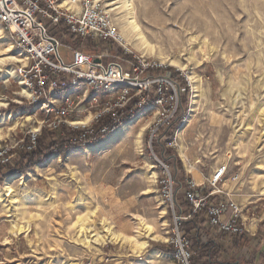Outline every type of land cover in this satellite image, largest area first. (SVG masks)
<instances>
[{
    "label": "rangeland",
    "instance_id": "374dc122",
    "mask_svg": "<svg viewBox=\"0 0 264 264\" xmlns=\"http://www.w3.org/2000/svg\"><path fill=\"white\" fill-rule=\"evenodd\" d=\"M134 2L138 21L150 40L166 56L180 59L186 67L180 70L166 64V70L175 68L191 87L187 75L195 73L202 78L205 89L201 105L184 128L191 106V87L186 110L179 105L177 125L167 147L172 153H167L165 162L175 165L176 157L180 176L185 171L194 177L193 173L199 171L206 178L228 161L230 175H238L235 197L243 205L245 215L259 220L256 235H247L237 243L215 234L205 224L199 225L201 244L214 239L224 249L223 263L219 264H264V195L252 190L264 180V166L258 167L264 161V116L255 115L258 108L264 109V0ZM5 32L6 38L0 40V58L20 71L25 64L8 57L23 59L24 55L15 45L12 52L7 51L13 41ZM65 41L74 45L71 38ZM87 43L80 41L79 46H74L84 49ZM94 45L88 49L90 52L107 47L99 42ZM108 47L117 53L114 44ZM227 87L229 92L224 94ZM18 92L21 88L17 80L0 81V102L5 99L7 103L0 113L14 116V120L1 124L2 162L6 159L1 155L22 146L24 138H30L32 126L38 128V121L43 118L39 105L26 100L21 103ZM240 109L243 114L237 118ZM28 116L32 120L26 121ZM153 118L152 112L137 118L125 135L108 148L72 153L97 142L71 147L64 155L51 154L25 172L4 178L0 183L4 194L0 198V264H173L169 243L171 213L162 183L163 146L156 138L151 143L155 153L149 146ZM248 122L251 129L244 133ZM145 126L148 127L140 152L134 142ZM235 128L243 134L239 145L234 143ZM181 145L186 148V159ZM147 161L158 172L154 188L149 187V178L141 170ZM6 181L12 192L6 191ZM186 206L188 213L190 207ZM83 216L87 220L81 229L78 218ZM141 220L152 224L167 241L151 239L147 248L138 252L130 241L101 244L96 240L98 234H103L104 222L135 238ZM15 224L27 225L28 230L16 232L12 229ZM156 251H162V255Z\"/></svg>",
    "mask_w": 264,
    "mask_h": 264
},
{
    "label": "built area",
    "instance_id": "2783aa9c",
    "mask_svg": "<svg viewBox=\"0 0 264 264\" xmlns=\"http://www.w3.org/2000/svg\"><path fill=\"white\" fill-rule=\"evenodd\" d=\"M0 25L26 57L20 73L28 93L23 94L20 85V102L39 105L43 114L38 130L30 132L33 144L43 128L55 131L62 126L76 130L72 140L92 144L113 132L115 125L153 113L149 146L152 149L154 138L163 146L162 183L171 213L173 264H201L194 263L197 251L184 230L191 218L185 204L192 213H205V225L215 234L256 235L259 220L245 215L235 197L238 175H230L228 161L199 183L190 172L180 176L176 157L175 165L165 162L172 139L163 143V138L174 133L185 89L158 59L125 45L102 0H0ZM72 36L107 47L88 52L65 41ZM110 44L118 48L116 54Z\"/></svg>",
    "mask_w": 264,
    "mask_h": 264
},
{
    "label": "bare ground",
    "instance_id": "6f19581e",
    "mask_svg": "<svg viewBox=\"0 0 264 264\" xmlns=\"http://www.w3.org/2000/svg\"><path fill=\"white\" fill-rule=\"evenodd\" d=\"M104 6L109 12L111 13L113 12L114 19L116 23L119 25V27L121 28V35H122L125 45H130L134 47L136 50L140 51L143 54V56H151V57L157 58L158 60L161 61V64L163 65L167 64L170 66H174L180 70H185L186 67L184 63L181 62L180 59L166 56L165 55L166 53L164 54L162 52V49L159 48L156 44H154L150 40L149 36L144 32L140 22L138 21L137 10H136L134 0H106V3L104 4ZM5 38H6V32L3 29V27L0 25V40L3 41ZM14 47L15 46L13 42H10L9 46L7 47V51L12 52L14 50ZM8 59L10 61L23 62L24 64H26L27 62L25 56L23 59H18L14 55H10ZM3 60H4L3 58H0V81H5V80L7 81L10 78L15 79L22 86L23 88L22 93L27 94L28 91L26 89V86L24 85V77L21 75L19 68L13 65V63L7 65L6 62L3 63ZM187 77L192 85L193 94H192L189 115L186 119V122L182 125V128H184L187 125V123L190 120V117L193 116L194 113L198 110L199 106L201 105L202 99L205 97V89L203 87L202 78L195 73L188 74ZM227 92H229V87H227L224 90V94H226ZM1 100H3V102H0V108L5 107L7 105V103L4 102L5 99H1ZM260 109L261 108H258V110L256 111L255 113L256 116H261V115L264 116V109H261V110ZM242 114H243V110L240 109L236 117L237 118L242 117L241 116ZM137 118H133L129 122L122 124L120 127L115 129L108 136L101 139L93 146L89 148H85V149L79 148V149L72 151V153L76 151L88 153L91 150H101L103 148H108L114 145L115 143H117V141L122 136L125 135L124 133L126 132V130L133 123L137 121ZM7 119L14 120V116L10 113H0V134H1V124L4 123ZM30 120H32V117L28 116L26 118V121H30ZM263 122H264V118H263ZM32 127H33L32 131L38 130L37 126L33 125ZM147 127L148 126L141 128L140 132L135 137L134 147L140 152L143 150V147H144V132H145V129H147ZM248 129H251L250 122H248V126L245 129L246 131H244V133H247ZM180 131L181 130H179L178 132L179 133L178 136L180 135ZM242 139H243V134H238V129L235 128V142L234 143L236 145H239V143L241 144ZM180 150L182 152L183 157L186 159V152H185L186 148L183 145H181ZM259 166L260 167L264 166L263 160L259 162L258 167ZM141 170H142V173L146 176V178H149V181L151 183L149 187L154 188L155 187L154 185L156 184L158 180V172L156 171V169L153 167L150 161H147V165L145 167H142ZM193 174H194L195 180L198 183L204 179L203 175L199 171H196ZM4 185H5L6 191L12 192L11 186L9 185L8 181H6ZM2 186L3 185H0V198L4 197V194L2 192L3 191ZM53 187L55 188L56 185H53ZM252 190L253 192L259 193V195H264V180L262 181L261 184H255L252 187ZM162 213L165 214L166 210L164 209ZM86 220H87V216L78 218V223L80 225L79 228L81 229L84 228L83 226ZM165 221L167 222V219ZM102 228H103V234H98L96 238V240L99 243L101 244H106L108 242L125 243V242L130 241L133 245L132 248H134L138 252L139 251L142 252V250H145L149 244V240L151 239L152 240L164 239L165 241H167L165 237L160 235L158 231L155 230L152 224L148 223L147 221L145 222L144 220H141L139 222L138 224L139 230H138L137 237L135 238L116 231L110 223L104 222ZM12 229L16 232L22 233L28 230V226L27 225L21 226L19 224H15L12 227ZM155 253H157V255H162V251H156Z\"/></svg>",
    "mask_w": 264,
    "mask_h": 264
},
{
    "label": "trees",
    "instance_id": "16d2710c",
    "mask_svg": "<svg viewBox=\"0 0 264 264\" xmlns=\"http://www.w3.org/2000/svg\"><path fill=\"white\" fill-rule=\"evenodd\" d=\"M71 39L73 40L72 43L74 45L79 46V43L81 41L80 39L74 36H72ZM87 41L88 43L86 44V48H84V50L90 52L91 50L88 49L95 47L94 43H97V41L93 39H88ZM168 69L171 70V72L175 71L174 76L181 80V84L185 89V92L182 95L181 103L182 107L186 110L190 98V88L188 82L185 78L179 77V74L175 68L170 67ZM118 127H120V125H115L113 129L115 130ZM75 133L76 130H68L65 126H62L55 131L43 128L42 132L36 135L35 144L30 141V138L25 137L22 146L8 149L1 155V157L3 159L5 158L6 160L4 162L0 161V183L8 175L14 172L23 173L25 172L26 168L42 161L51 154L59 153L61 155H64L68 148L86 145L82 142L74 141L71 139ZM110 133L111 130L107 131L106 136H108ZM172 137L173 134L166 135L163 138V143L169 142ZM166 151L169 154L172 153L171 149H167ZM186 214H190L191 218L184 224V230L190 235L193 248H195V250L197 251L196 255L193 258L194 263H223L221 257L223 255L224 249L214 239L201 244L200 233L197 230H199V227L201 225H204L208 220L206 214L192 213L191 208ZM262 226H264V223L262 224ZM208 229L212 230L211 228ZM193 231L195 232L194 234H192ZM222 236L226 239H232L234 243H237L240 240H244L245 236L247 235L222 233ZM213 250L215 251L213 252Z\"/></svg>",
    "mask_w": 264,
    "mask_h": 264
}]
</instances>
